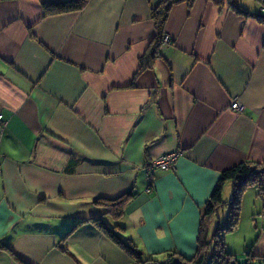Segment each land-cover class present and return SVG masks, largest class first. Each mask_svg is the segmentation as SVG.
I'll return each mask as SVG.
<instances>
[{"label": "crops", "instance_id": "obj_1", "mask_svg": "<svg viewBox=\"0 0 264 264\" xmlns=\"http://www.w3.org/2000/svg\"><path fill=\"white\" fill-rule=\"evenodd\" d=\"M57 1L0 0V264H128L91 219L108 226L91 200L127 190L118 219L133 242L192 255L220 172L264 163V22L228 0L177 1L152 54L164 0L46 12ZM172 151V169L151 164ZM244 197L252 253L264 257V186L244 189L240 214Z\"/></svg>", "mask_w": 264, "mask_h": 264}, {"label": "trees", "instance_id": "obj_2", "mask_svg": "<svg viewBox=\"0 0 264 264\" xmlns=\"http://www.w3.org/2000/svg\"><path fill=\"white\" fill-rule=\"evenodd\" d=\"M87 0H61L49 3L45 6L46 12H61L66 10H77L84 6ZM181 0H164L160 1L152 10V17L154 19V35L149 44V52L154 54L156 50L162 45V37L164 34L163 25L167 17L170 5L174 2ZM188 3L193 0H183ZM260 1L259 12H250L248 9L238 5L235 0H228V4L236 12L243 14L245 16H253L258 21L264 22V0ZM264 45V42H263ZM226 181H231V198L229 201L225 202L222 199V188ZM256 185L260 190L264 186V163L242 161L229 168H226L220 172V175L209 194L208 198L204 202L202 209V215L199 223V228L196 236V248L194 254L187 257L178 251L171 250L163 255L165 261L158 259L154 254L146 256L135 255L137 262L140 264H218L220 257H225L228 259L229 255L233 254L228 251L225 247V242L223 241L221 232L225 230L235 229L238 225L239 214H240V202L242 192L248 185ZM133 195L132 190H127L115 198H105V197H95L91 200L92 204L102 206L107 208V211L114 218L118 219L124 211V206L128 203ZM224 204L229 205V214L227 217V222L220 226L219 224L209 233V225L211 224L210 219L216 216L218 209ZM96 225H98L104 233H108V237L117 245L125 246L129 250L138 251V249L132 244L128 245L122 242L119 238L116 228H118V223H114L112 227H109L101 218H91ZM223 229V230H222ZM219 244L215 251H212L211 243ZM6 245L0 243V247H5ZM211 246V247H210ZM224 251V253H223ZM176 255H175V254ZM246 261L244 264H264V257L253 254L251 251L246 253ZM235 259V258H234ZM135 261V262H136ZM143 261V262H142ZM235 261H237L235 259Z\"/></svg>", "mask_w": 264, "mask_h": 264}, {"label": "rangeland", "instance_id": "obj_3", "mask_svg": "<svg viewBox=\"0 0 264 264\" xmlns=\"http://www.w3.org/2000/svg\"><path fill=\"white\" fill-rule=\"evenodd\" d=\"M252 1H256L257 4H259V2H260L258 0H252ZM113 198H115V197H113ZM230 198H231V193L227 196V198H224V196H223V200L224 199H227V201H229ZM245 199H244V204H243V208H242L241 214H239V217L240 218H239L238 226L235 229H231V230H225V229L223 230L222 229L223 231L221 232L223 241L225 242V247H226V249L228 251L230 249L232 250L230 252L233 254V258H232V255L231 254L229 255L228 259H226L225 257L222 256V257L219 258V260L217 262L218 264H244L245 261H246V257H247L246 256L247 255L246 253L248 251L253 252V249H252V239L255 238V235H254V233H250L249 231L253 232V231L257 230V229H254L253 228V230H251L252 227L250 228V226H249L250 217L247 214V211H248L247 204H248V202H247V199L246 200ZM228 214H229V205L225 204L222 207H220L219 210H218L217 215L213 217L214 220H213L212 223L214 225V228L218 224L220 226H223L227 222ZM110 216H111V218H109L106 221V222L109 223L108 226H111V224H114V223H118V226L119 227L116 228V231L118 232L119 238L121 237L120 239L122 240V242H124L125 244H128V245L129 244L130 245L133 244L138 249L137 253L136 252L134 253V251L129 250V248H126L125 246H122V245H118V247L121 249V251L125 253V255L127 256V258H129V263L128 264H140V261L137 262L136 259L134 258L135 255H137V254L138 255H142L143 257L146 256V259L143 260V261L146 262L147 261V258H148L147 255H149V254L144 253V250L143 249H140V247L137 246L136 243H134L137 240H135V237L133 235L134 232H133V229L131 228V226L128 227V223L125 220H121L120 219V221H119V219L114 218L112 215H110ZM119 217L120 216H118V218ZM255 221L258 224L257 226L259 228L260 227V224H261L260 218L259 217H256ZM122 222H124V224ZM210 226H211V224L209 225V233H211L212 230L214 229V228L213 229H210L211 228ZM100 230L102 231L101 228H100ZM104 234L108 236V233H104ZM218 245L219 244H215L214 242H212L211 243V246L213 247V248H211L212 251H215V248ZM169 251H171V250H169ZM167 252H168V250H165V251H162V252H157L154 255L158 259L165 261L164 258H163V255L165 253H167ZM223 253H224V251H223ZM193 254H194V252H193ZM192 255H189L187 257H190ZM234 258L237 261H235Z\"/></svg>", "mask_w": 264, "mask_h": 264}, {"label": "built area", "instance_id": "obj_4", "mask_svg": "<svg viewBox=\"0 0 264 264\" xmlns=\"http://www.w3.org/2000/svg\"><path fill=\"white\" fill-rule=\"evenodd\" d=\"M168 40V36L164 35V41ZM230 107L232 109H240L238 101L233 100L231 102ZM6 124V121L3 119L2 114L0 113V127L4 126ZM178 157V152L172 151L165 154H162L158 157H156L154 160L151 161V164L157 168L161 169H172L175 166L176 159Z\"/></svg>", "mask_w": 264, "mask_h": 264}]
</instances>
